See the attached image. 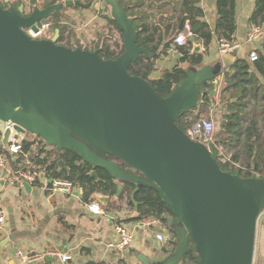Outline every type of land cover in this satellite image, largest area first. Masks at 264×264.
<instances>
[{
	"label": "water",
	"instance_id": "water-1",
	"mask_svg": "<svg viewBox=\"0 0 264 264\" xmlns=\"http://www.w3.org/2000/svg\"><path fill=\"white\" fill-rule=\"evenodd\" d=\"M61 1L41 6L29 0V11L25 4L0 5V122H12L18 134L40 137L58 152L73 150L112 178L155 189L173 214L165 220L177 234L175 250L157 264H182L191 245L200 264H254L264 178L223 171L217 153L176 123L206 94L217 96L219 75L237 57L227 53L214 65L187 69L163 98L148 80L129 73L141 55L151 54L138 44L134 20L118 0H106L123 30L125 51L115 60L98 50L59 45V30L50 40L29 37L27 28L37 32L56 12L91 9L95 0ZM202 51V44L194 45V54ZM9 135L7 130L5 147Z\"/></svg>",
	"mask_w": 264,
	"mask_h": 264
},
{
	"label": "crops",
	"instance_id": "crops-1",
	"mask_svg": "<svg viewBox=\"0 0 264 264\" xmlns=\"http://www.w3.org/2000/svg\"><path fill=\"white\" fill-rule=\"evenodd\" d=\"M8 1L11 4L22 2V4L27 5L28 11L31 10L28 6L29 0ZM82 1L88 4L91 0ZM138 1L118 0L121 6L123 4L124 6L128 5L129 9L131 4ZM217 1L200 0L197 4L204 13L201 20L207 23L211 29L215 28L218 19ZM257 1L237 0L236 3L237 31L233 41L240 44L241 47L235 52V56L237 59L246 60L250 64L252 62L249 60V54L252 51L264 53L262 48L264 22L259 27L263 30V38L254 41L248 39L251 28L255 26L251 23V18ZM61 2V0H40V5L50 6ZM145 2L148 7L134 9L133 13L136 16L130 18L134 20V23L135 18H140L138 23L145 22L150 25L151 32L156 30L152 38L164 40L165 43L163 44L166 45L168 40H174L178 35V33L174 35L175 24L178 25L179 23L180 29L182 20L185 21L184 18L179 20L183 0H145ZM58 14L62 23L68 26L69 30L75 31L74 40L121 39V42L123 40V35L105 19L106 17L112 18L111 7L106 0H95L91 9L67 8ZM143 14H147L148 17H143ZM52 16L45 21L52 22ZM187 24L189 21H185V28ZM170 25L171 28L167 32L166 28ZM112 33L113 36L110 37L109 34ZM199 43L203 46L201 53L205 54L203 66L214 65L221 60L216 38L207 50L202 42ZM118 44L120 46L121 43ZM180 57L178 48H175L174 43H172L167 49V54L162 55L157 60V70L151 75V79H161L167 71L178 64ZM169 60L174 61V66L171 69L163 68V65ZM226 70L228 69L223 68V72ZM252 73L254 72L252 71ZM226 86L224 74L219 75L218 94L209 97L208 110L215 121H218V118L220 120V125L215 130L218 144L226 150L234 152L231 147L226 146L223 142V139L230 140L232 133H222L221 126L223 114L226 112L222 102ZM212 89L210 86L209 90ZM233 102L236 100L234 99ZM259 120L261 119L259 118ZM259 122L261 124L260 134L264 143V128L261 121ZM247 125L248 122L245 123V126ZM34 141L36 143L29 149H25L24 153L19 156H12L11 160L14 167H17L18 164L23 165L28 160L37 163L35 158L42 148L39 145V140ZM43 149L52 150L48 146L43 147ZM44 156L45 153L41 155V157ZM241 160H244L243 156ZM62 167L64 168V166ZM252 170L255 171V168L252 167ZM57 172L60 173L61 169H58ZM51 178H56L53 171H43L39 180L27 182L31 187L25 188V182L9 184L6 181V172L0 168V210L5 216V222L0 225V246H2L0 247V264H60L57 254L61 252L68 253L73 264H144L145 259L151 260L149 264H157L165 260L175 250L176 241H173L172 229L167 222L165 224L161 221L162 224L159 227L143 225L144 221L154 217H145L143 212L139 210L140 205L134 195L141 188L139 184L122 182L113 178L116 183V189L113 193L91 192L77 184L74 185L70 194H65L46 189ZM94 202L101 204L102 212L100 214H94L90 210V205ZM117 225L126 227L133 235L131 244L124 250H118L114 247L119 242L115 231ZM159 232H162L165 237L163 241L157 238ZM26 257L35 259L27 261ZM254 264H264V212L261 214L257 225Z\"/></svg>",
	"mask_w": 264,
	"mask_h": 264
},
{
	"label": "trees",
	"instance_id": "trees-1",
	"mask_svg": "<svg viewBox=\"0 0 264 264\" xmlns=\"http://www.w3.org/2000/svg\"><path fill=\"white\" fill-rule=\"evenodd\" d=\"M199 2L200 0H183L179 16V20L184 18L185 21H189L190 31L195 36L194 40L202 42L206 50L209 48L214 38L217 39L218 43L221 40L233 41L237 31V0L217 1L218 19L214 29H211L207 23L201 20L204 13L202 9L197 6ZM21 4L22 2L11 4L9 1L0 0V5L5 9L10 7L18 8ZM124 7L127 15L129 17H134L136 16L133 13L134 9H142L148 7V5L145 0H139L130 5L131 12L128 5ZM143 17L147 18L148 15L143 14ZM105 19L123 35V30L114 19L111 17H106ZM138 19L140 18H135L134 23L138 44L146 48L152 56L141 55L138 61L130 66L129 73L148 80L152 87L163 98H167L178 84L186 78V71L188 68H201L203 66L205 54H194L193 50L190 51L186 49V47H178V51L181 55L178 64L170 71H167L161 79L152 80L151 75L157 70V60L160 59L162 55L167 54V49L170 48L174 40H168L166 45L163 44L165 43L164 40H154L152 35L156 30L151 32L150 25L145 22L138 23ZM51 20L53 31L59 30V39L57 42L59 45L71 49L83 48L78 44L74 45L75 42L72 41V32H70L68 26L62 23L58 12L53 14ZM263 22L264 0H258L251 18V23L260 27ZM170 28L171 25L166 28L167 32ZM180 32L179 23L178 25L175 24L174 35ZM148 33L149 36H147ZM262 48L264 50V41ZM84 49L89 51L98 50L102 58L106 60H115L124 53L125 46L123 43L119 53L112 50L111 46L104 44L91 50L86 47ZM257 53L259 58L257 61L252 62V64L246 60L237 59L228 70L222 72L227 82V86L224 89L225 94L222 99L226 111L225 114H223V121L221 122L222 133H232L231 139H223V142L226 146L234 150L235 160L243 156L246 165L251 169L254 167L255 171L243 174L241 170L234 168L230 164L220 163V166L223 171L239 175L242 178L252 177L254 175L253 173H258L260 175L264 174V143L260 134L261 124L259 122L261 121L262 127L264 128V53L258 51ZM233 55H235V53ZM252 71L254 73H252ZM234 99L236 102H233ZM209 100V95L206 94L202 101L198 103L195 110L177 119V125L186 132L192 124V122L189 121V117H192L193 120L199 118L198 116L204 113L205 106H208ZM196 110L198 111V115L195 116L194 111ZM259 118L261 120H259ZM246 122H248L247 126H245ZM38 138L39 145L42 149L35 160L42 165L45 171H53V175L56 178H65L70 180L74 185L78 184L91 192L97 191L105 194L115 192V180L108 172L100 168L95 169L91 165L83 163L81 156L73 150H62L58 152L55 147L47 145L44 140L40 137ZM24 143L25 149H29L36 142L34 139L30 142L28 139H25ZM42 146L51 147L52 150L47 151L43 149ZM43 153H45V156L41 157ZM62 166H64V168ZM58 169H61L60 173L57 172ZM94 171L97 172V177L93 176ZM134 195L137 203L140 205L139 210L143 212L145 217H154L166 224V216H173L169 207L155 189L151 187H141ZM171 235L173 241H176L177 234L174 230H171ZM182 264H200V257L194 245H191V251L184 257Z\"/></svg>",
	"mask_w": 264,
	"mask_h": 264
},
{
	"label": "built area",
	"instance_id": "built-area-1",
	"mask_svg": "<svg viewBox=\"0 0 264 264\" xmlns=\"http://www.w3.org/2000/svg\"><path fill=\"white\" fill-rule=\"evenodd\" d=\"M82 1V0H81ZM26 34L32 39L37 40H50L54 37V31L52 29V22L42 21L38 26V31L35 32L32 28H27L25 30ZM194 34L190 31L189 24L186 28L180 32L174 39L173 43L175 48L186 47L190 51L193 50L194 45L193 39ZM259 38H263V30L257 26H253L248 34L249 41H254ZM219 52L221 56L227 53L234 54L241 47L240 44L234 41L221 40L219 43ZM190 47V48H188ZM259 55L256 51H252L249 54V60L251 62L257 61ZM189 121L192 122L191 126L186 131L187 135L193 139L198 140L205 145L207 150L212 153L215 151L218 155V162L222 164H230L234 168L241 170L243 174L252 172L253 170L247 165L243 164L239 160L234 159L232 153H228L227 150L218 144L217 137L215 135V122L213 118L202 117L198 120H193L189 117ZM9 130L10 135L8 139L7 146L2 145V141L5 132ZM25 136L18 134L14 129V124L12 122L2 123L0 122V168L6 172V181L9 184H16L22 182H35L39 180L41 173L46 172L41 164L33 163L30 160L23 163V165H17L14 167L11 160L12 156H19L24 153L25 150ZM254 175L264 178V174L260 175L258 173H253ZM74 184L67 179L51 178V182L46 185L48 191L53 192H63L65 194H70L73 190ZM90 210L94 214H100L102 212L101 204L99 202H94L90 205ZM5 222V216L0 210V225ZM162 224L161 220L156 218H150L143 222L145 226H157ZM119 242L114 245L118 250H124L128 247L132 240V233L124 226L117 225L115 228ZM157 238L160 241L164 240V235L162 232L157 234ZM22 256V255H21ZM60 264H73L71 256L66 252H61L57 254ZM23 257V256H22ZM35 259L33 257H26L27 261Z\"/></svg>",
	"mask_w": 264,
	"mask_h": 264
},
{
	"label": "rangeland",
	"instance_id": "rangeland-1",
	"mask_svg": "<svg viewBox=\"0 0 264 264\" xmlns=\"http://www.w3.org/2000/svg\"><path fill=\"white\" fill-rule=\"evenodd\" d=\"M103 3H104V1H103ZM118 31V30H117ZM70 32H72V41H74L75 43H74V45H79V46H82L83 48H88V49H95V48H98V46H102L103 44L104 45H108V46H111V48H113V50H115L116 52H120V50H121V47H122V44H123V42H121V39L120 40H74L73 39V36H75L76 35V33H75V31L74 30H70ZM181 32H182V30H181ZM109 36L111 37V36H113V33L112 34H109ZM193 38H195V37H193ZM193 41V44H198L199 43V41L198 40H192ZM118 43H121L120 44V46L118 47ZM188 48H190V47H188ZM191 49V48H190ZM174 66V61H168L166 64H164L163 65V68H170L171 69V67H173ZM194 115L196 116V115H198V111L196 110V111H194ZM199 118H197L196 120H198V119H200V118H202V117H206V118H211V117H213L212 115H210V111L208 110V106L206 107L205 106V111H204V113H202L200 116H198ZM214 120V119H213ZM214 122H215V126H216V129L219 127V125H220V120H219V118H218V121H215L214 120ZM215 133H216V131H215ZM218 137H219V135H218ZM27 139H28V141L30 142L31 140H39V138L37 137V136H30V135H28L27 136ZM44 146V145H43ZM231 149V148H230ZM227 152L228 153H232V155H234V152L232 151V150H228L227 149ZM241 158H242V156L238 159L240 162H242L243 164H245L246 165V162H245V159L244 160H241Z\"/></svg>",
	"mask_w": 264,
	"mask_h": 264
}]
</instances>
